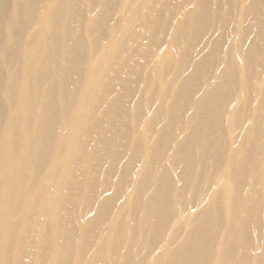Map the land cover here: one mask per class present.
<instances>
[{
	"label": "bare ground",
	"instance_id": "6f19581e",
	"mask_svg": "<svg viewBox=\"0 0 264 264\" xmlns=\"http://www.w3.org/2000/svg\"><path fill=\"white\" fill-rule=\"evenodd\" d=\"M0 264H264V0H0Z\"/></svg>",
	"mask_w": 264,
	"mask_h": 264
},
{
	"label": "rangeland",
	"instance_id": "374dc122",
	"mask_svg": "<svg viewBox=\"0 0 264 264\" xmlns=\"http://www.w3.org/2000/svg\"><path fill=\"white\" fill-rule=\"evenodd\" d=\"M162 61V60H161ZM161 77H162V74L160 73V75H159V77H158V81H159V79H161Z\"/></svg>",
	"mask_w": 264,
	"mask_h": 264
}]
</instances>
